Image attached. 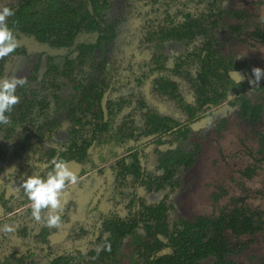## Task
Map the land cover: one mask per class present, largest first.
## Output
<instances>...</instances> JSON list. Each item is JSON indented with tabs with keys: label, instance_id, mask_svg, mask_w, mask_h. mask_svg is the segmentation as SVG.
Returning a JSON list of instances; mask_svg holds the SVG:
<instances>
[{
	"label": "trees",
	"instance_id": "16d2710c",
	"mask_svg": "<svg viewBox=\"0 0 264 264\" xmlns=\"http://www.w3.org/2000/svg\"><path fill=\"white\" fill-rule=\"evenodd\" d=\"M0 3L20 41L0 79L22 60L28 81L0 126V228L16 229L0 231V264H247L233 257L264 244V78L249 84L264 69V0ZM223 106L238 176L211 178L210 209L181 215L175 196L206 143L223 146ZM53 158L102 178L78 220L67 201L56 242L20 187Z\"/></svg>",
	"mask_w": 264,
	"mask_h": 264
},
{
	"label": "rangeland",
	"instance_id": "374dc122",
	"mask_svg": "<svg viewBox=\"0 0 264 264\" xmlns=\"http://www.w3.org/2000/svg\"><path fill=\"white\" fill-rule=\"evenodd\" d=\"M3 4L8 3L9 0H0ZM2 4L0 3V7ZM242 57H247L243 52ZM253 56L259 57L258 53H254ZM17 63L13 70L10 71L7 77L17 76L22 77L25 72L26 63ZM219 118L229 116L228 128L226 129L225 135L219 142L223 146H219L218 142L209 141L206 143L203 157L194 168L193 171L186 177L187 188L184 192L177 194L175 196V202L177 204V212L181 215L193 217L196 214H203L210 209V190L207 188V183L211 182V178H218L220 180H225L226 175L238 176L236 161L234 159L235 155L239 152L237 146V134L236 130V119L234 118L236 112L231 109L230 106L221 107L217 112ZM66 132L63 129L60 134L52 142V146L56 148H61L63 142L65 141ZM1 141V139H0ZM216 161V165L213 163ZM225 162L226 164H224ZM219 163V164H218ZM218 164V165H217ZM221 166V168H220ZM101 177H97L95 172L88 174L82 178V181L74 186L70 187L66 193V200L68 201L73 196L76 198L80 205L74 210L75 219H79L82 209L86 207L94 191L99 187ZM85 181V186L81 187V182ZM223 184V183H222ZM157 197H151V200H156ZM68 227H60L58 233L52 238L53 242L58 240H63L69 229ZM264 258V244L260 242L251 247L250 250L243 251L242 254L236 255L233 259L244 262L247 264H257L261 259Z\"/></svg>",
	"mask_w": 264,
	"mask_h": 264
},
{
	"label": "clouds",
	"instance_id": "9594fccd",
	"mask_svg": "<svg viewBox=\"0 0 264 264\" xmlns=\"http://www.w3.org/2000/svg\"><path fill=\"white\" fill-rule=\"evenodd\" d=\"M14 10L10 7H0V60L10 57L20 47V41L16 33L9 27L8 18L13 16ZM253 80L250 85H258L264 78V69L254 67L252 69ZM239 75V74H238ZM237 83L243 79L240 76ZM28 84L26 78L10 76L0 79V126L12 124L11 113L21 101L17 95L18 87ZM80 178L77 172L70 167V162L63 158H53L51 170L44 175L33 174L28 176L20 187L30 202L32 218L37 222H44L49 228L63 226L62 215L67 203L66 193L70 187H74ZM15 226L5 223L0 231L5 233L14 232Z\"/></svg>",
	"mask_w": 264,
	"mask_h": 264
}]
</instances>
